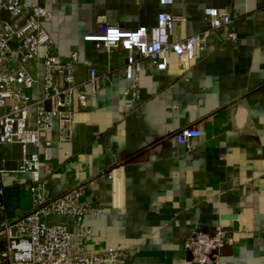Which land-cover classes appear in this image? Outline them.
Returning <instances> with one entry per match:
<instances>
[{
  "label": "crops",
  "instance_id": "crops-1",
  "mask_svg": "<svg viewBox=\"0 0 264 264\" xmlns=\"http://www.w3.org/2000/svg\"><path fill=\"white\" fill-rule=\"evenodd\" d=\"M33 2L51 12L46 27L61 60L77 52V76L86 78V61L101 76L70 141L57 144L49 132L54 146L40 155V177L52 196L82 184L83 200L100 210L83 218L86 248L128 249L127 264H194L185 250L192 229L221 225L231 246L219 264H264V0ZM207 8L231 16L237 42L215 36L191 60L167 52L161 71L144 61L137 102L125 93L126 53L84 41L105 25L149 27L161 12L184 18L172 36L182 41L207 28ZM185 127L201 134L189 148L174 134ZM19 159V147H0L8 217L31 211V176L16 172Z\"/></svg>",
  "mask_w": 264,
  "mask_h": 264
},
{
  "label": "built area",
  "instance_id": "built-area-1",
  "mask_svg": "<svg viewBox=\"0 0 264 264\" xmlns=\"http://www.w3.org/2000/svg\"><path fill=\"white\" fill-rule=\"evenodd\" d=\"M160 3L171 5L172 0ZM204 15L207 28L178 42L172 41L175 23L184 22V18L168 12L158 13L153 25L136 30L105 25L101 31L85 36L84 41L101 43L102 52L117 48L126 53L125 93L137 102L144 61L161 71L167 67V52L191 60L197 53L205 54L209 40L215 36L223 42H237L229 14L207 8ZM50 18L51 12L33 0H0V147H19L16 172L31 176V211L22 216H7L5 190L0 184V264H127L132 256L128 249L86 248L90 232L82 227L83 218L100 210L90 208L83 200L84 186L77 184L56 197L40 177V155L55 143L49 132L56 133L57 144L69 142L88 94L95 96L101 86V76L88 61L84 63L86 78L77 76V52L69 61L61 60L46 27ZM174 134L177 143L187 148L191 139L201 136L193 127ZM28 147L34 151L28 152ZM229 246L228 228L217 225L207 232L195 226L185 250L194 264H219L221 251Z\"/></svg>",
  "mask_w": 264,
  "mask_h": 264
}]
</instances>
